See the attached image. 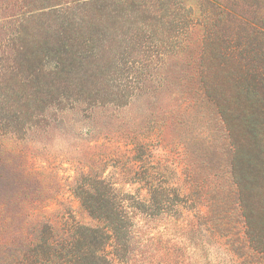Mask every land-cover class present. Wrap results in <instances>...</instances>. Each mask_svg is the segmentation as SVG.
Segmentation results:
<instances>
[{
	"label": "rangeland",
	"instance_id": "1",
	"mask_svg": "<svg viewBox=\"0 0 264 264\" xmlns=\"http://www.w3.org/2000/svg\"><path fill=\"white\" fill-rule=\"evenodd\" d=\"M216 1L229 13L210 26L220 12L215 8L217 16L207 20L205 0H0V264L9 256L8 233L19 227L18 219L7 227L8 211L21 210L27 195L48 205L54 219L68 212L90 224L78 197L89 175L115 181V194L145 199L138 185L125 183L134 169L142 174L135 159L146 156L133 152L132 135L148 138L166 122V140L153 138L156 153L145 165L162 157L160 164L171 167L159 175H172L183 148L167 115L174 111L173 96L183 95L180 85L194 79L190 53L199 49V37L212 31L222 46L230 37L237 47L255 25L232 17L264 25V0ZM113 96L132 100L118 107L108 102ZM195 125L189 138L201 129L200 121ZM134 221L161 247H184V220L139 215ZM217 249L212 264H239ZM194 260L204 261L201 254Z\"/></svg>",
	"mask_w": 264,
	"mask_h": 264
},
{
	"label": "trees",
	"instance_id": "2",
	"mask_svg": "<svg viewBox=\"0 0 264 264\" xmlns=\"http://www.w3.org/2000/svg\"><path fill=\"white\" fill-rule=\"evenodd\" d=\"M205 1L211 10L207 20L217 16L215 8L220 12L210 24L215 26L229 10L216 0ZM232 18L253 23V34L241 35L244 42L237 47L230 37L222 46L212 31L199 37V49L190 53L194 79L180 85L183 95L173 96L174 111L167 117L171 115L169 126L183 150L172 175H159L170 166L160 164L162 157L151 168L145 165L156 153L153 138L166 140L168 125L162 121L155 135L129 137L133 152L144 150L146 156H136L142 174L134 169L136 175H128L125 183L138 185L147 198L120 196L114 192L115 181L89 175L78 197L90 224L68 212L54 219L48 205L27 195L21 210L8 211L7 227L13 228L17 219L19 227L8 233L10 252L4 264H201L194 260L199 254L203 264H212L214 247L229 262L236 257L239 264H264V47L250 41H264V25L242 15ZM183 43L188 41L182 38ZM131 100L113 96L108 102L126 107ZM197 121L201 129L189 138L186 134ZM139 215L178 224L184 220V247L163 248L154 236L144 237L134 221Z\"/></svg>",
	"mask_w": 264,
	"mask_h": 264
}]
</instances>
